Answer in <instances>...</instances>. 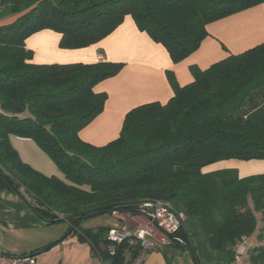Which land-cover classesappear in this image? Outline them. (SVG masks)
Listing matches in <instances>:
<instances>
[{"label": "trees", "instance_id": "1", "mask_svg": "<svg viewBox=\"0 0 264 264\" xmlns=\"http://www.w3.org/2000/svg\"><path fill=\"white\" fill-rule=\"evenodd\" d=\"M262 3L0 0V20L17 16L0 26V189L23 199L37 217L68 219L69 229L92 213L135 212L142 202L161 201L183 217L175 235L191 243L199 264H232L235 245L264 227V174L240 178L233 169H203L224 160H264V42L206 70L190 67L193 81L183 87L170 76L174 94L166 103L132 109L117 138L93 146L78 133L107 99L94 87L123 64H35L25 40L47 29L61 34L59 48H85L130 16L177 63L205 41L207 25ZM12 137L36 143L66 180L23 162ZM82 223L68 236L96 248L102 263L128 264L137 252L127 242L112 255L101 250L110 226ZM170 244L186 251L178 241ZM244 262L264 264V244L250 246Z\"/></svg>", "mask_w": 264, "mask_h": 264}, {"label": "crops", "instance_id": "2", "mask_svg": "<svg viewBox=\"0 0 264 264\" xmlns=\"http://www.w3.org/2000/svg\"><path fill=\"white\" fill-rule=\"evenodd\" d=\"M16 18L17 16H10L0 20V26L10 24ZM206 31L208 37L199 48L177 63L172 62L161 44L140 31L130 16H125L123 22L107 37L85 48L61 49V34L47 29L27 38L25 48L32 51V62L35 64H123L116 76L105 79L94 87L96 93L106 94L107 99L101 113L78 133L83 142L103 146L118 137L129 111L147 103L164 104L173 96L170 76L175 85L183 87L193 81L190 67L206 70L230 55L243 53L263 43L264 3L213 22L206 26ZM98 56L101 57L100 60ZM13 139L24 143L33 142L12 137L11 144ZM222 169L236 170L240 178L264 174V160H224L207 166L203 171ZM44 226L23 199L6 189H0V255L25 257L38 250L33 248L39 244V248L53 246L54 239L51 235L44 237L45 243H42L41 235L39 237L38 231ZM97 226L102 225L96 221L89 227ZM81 245L86 249L90 248L86 243ZM49 253L50 251L37 255L35 264H56L51 261ZM63 262L64 258L61 256L58 263ZM68 263L80 264V260L75 256ZM142 264L167 262L162 251L156 249L148 254Z\"/></svg>", "mask_w": 264, "mask_h": 264}, {"label": "built area", "instance_id": "3", "mask_svg": "<svg viewBox=\"0 0 264 264\" xmlns=\"http://www.w3.org/2000/svg\"><path fill=\"white\" fill-rule=\"evenodd\" d=\"M101 57L98 56V60ZM114 223L110 226L106 241L99 245L101 250L106 248L110 254H114L113 247L127 242L129 246L136 244L137 252L132 258H128V264H142L150 252L157 246L169 245V235H175L181 226L183 217L173 212L170 206L161 201H145L138 204L135 212H124L114 209L110 213ZM247 239L235 245L233 249L234 259L232 264H245L247 253ZM0 264H35L33 258L10 257L0 255ZM104 264V263H102Z\"/></svg>", "mask_w": 264, "mask_h": 264}, {"label": "rangeland", "instance_id": "4", "mask_svg": "<svg viewBox=\"0 0 264 264\" xmlns=\"http://www.w3.org/2000/svg\"><path fill=\"white\" fill-rule=\"evenodd\" d=\"M12 144L15 147V150L18 151L20 159L30 165L34 170L40 172L45 176H55L62 181L66 180L64 174L60 171L57 165L50 159L47 153H45L38 147L36 143H24L22 141L13 139ZM255 217L259 223V226L261 227V224L259 222V215L255 214ZM96 221H98L102 226H111L114 223V219L111 218V216L103 215L87 219L82 223V227L86 228L87 226H92L93 222ZM68 230V222L60 221L52 225H45L41 231H38V234L40 233L39 237L41 235L42 240L46 235H51L52 239H54L52 244H55L45 252V254H47L50 251L49 256H52L51 261L59 264L58 262L60 261L61 256H63L64 262L60 264H73L68 262H72V259L76 256L77 259L80 260V264H101V260L97 254L96 248L93 251L91 248L86 249V247H83L81 245L82 243L75 235L67 236L65 238ZM261 233L263 234V239L261 241H258V236ZM45 241L46 239L43 240L42 243H45ZM30 243L31 242L29 241L28 244ZM258 243L264 244V227H262V230H257L251 237L248 238L247 248H249L250 246L252 247L255 244L257 245ZM39 247H41V244L33 249H43ZM157 247V249L161 250L164 254L167 264H193L191 256L185 250H180L172 244L164 246L160 245ZM33 260H35V257L33 258Z\"/></svg>", "mask_w": 264, "mask_h": 264}, {"label": "water", "instance_id": "5", "mask_svg": "<svg viewBox=\"0 0 264 264\" xmlns=\"http://www.w3.org/2000/svg\"><path fill=\"white\" fill-rule=\"evenodd\" d=\"M100 214H101V213H98V212H97V213H92V214H89V215L83 217V219H81L78 223H76V224H74L73 226L70 227V229L68 230L67 234L65 235V238H66V237H67V236H68L73 230H75V229L78 227V225H79L80 223H82L83 221H86L87 219H91V218H94V217H98ZM36 217H37V216H36ZM37 218H38V220H39L43 225H46V226H48V225H52V224H55V223H58V222H60V221H66V222H68V219L49 220V219H45V218H41V217H37ZM169 238H170L171 240H173V241H178V242H180L183 246H185L186 251H187V252L189 253V255L191 256V259H192L193 264H199L198 261H197V259H196V257H195V253H194V251H193V249H192V245H191V243H188L187 241H185V240L182 239V238H179V237L176 236V235H169ZM62 240H64V239H62ZM53 245H54V244H53ZM51 247H52V246L49 245V246H47V247H45V248H43V249H41V250H38L37 252H35V253H33V254L29 255V256H26V257H28V258H34V257H36L37 255H41V254L45 253V252L48 251Z\"/></svg>", "mask_w": 264, "mask_h": 264}]
</instances>
